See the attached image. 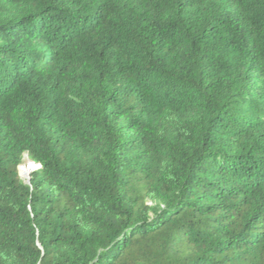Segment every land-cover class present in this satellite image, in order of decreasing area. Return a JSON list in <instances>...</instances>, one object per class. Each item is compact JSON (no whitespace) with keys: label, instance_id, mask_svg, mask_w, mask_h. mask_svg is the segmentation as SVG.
<instances>
[{"label":"trees","instance_id":"1","mask_svg":"<svg viewBox=\"0 0 264 264\" xmlns=\"http://www.w3.org/2000/svg\"><path fill=\"white\" fill-rule=\"evenodd\" d=\"M0 264H264V0H0Z\"/></svg>","mask_w":264,"mask_h":264},{"label":"bare ground","instance_id":"2","mask_svg":"<svg viewBox=\"0 0 264 264\" xmlns=\"http://www.w3.org/2000/svg\"><path fill=\"white\" fill-rule=\"evenodd\" d=\"M34 164L30 160H27L26 161V164L23 165L22 169L20 168V170L22 171V175H23L22 177L23 178H25V179L26 178L27 179L29 178V176L31 175V173L36 169V167L34 166Z\"/></svg>","mask_w":264,"mask_h":264},{"label":"rangeland","instance_id":"3","mask_svg":"<svg viewBox=\"0 0 264 264\" xmlns=\"http://www.w3.org/2000/svg\"><path fill=\"white\" fill-rule=\"evenodd\" d=\"M23 159H24V160H23V162H22V166L20 167L21 169H22L23 165L26 164V161H27V160H30V158H29L28 155H25ZM25 160H26V161H25ZM30 161H31V160H30ZM31 162H32V161H31ZM32 163H33V162H32ZM33 164H34V163H33ZM37 165H38V164H37ZM37 165L34 164L35 167H36ZM20 168H19V172H20V176H21L22 180H23L26 184H29V181H28V180H30V179H29V178H28V179H27V178L25 179V178L22 177L23 175H21V172H22V171H20Z\"/></svg>","mask_w":264,"mask_h":264},{"label":"water","instance_id":"4","mask_svg":"<svg viewBox=\"0 0 264 264\" xmlns=\"http://www.w3.org/2000/svg\"><path fill=\"white\" fill-rule=\"evenodd\" d=\"M38 168H40V165H37L35 170H37ZM35 170H34V171H35ZM34 171H33V172H34ZM33 172H32V173H33ZM28 181H29V180H28ZM27 185H28V184H27Z\"/></svg>","mask_w":264,"mask_h":264}]
</instances>
